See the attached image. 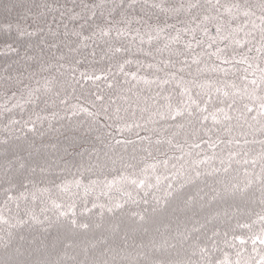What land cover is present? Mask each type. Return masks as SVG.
<instances>
[{
	"label": "trees",
	"instance_id": "obj_1",
	"mask_svg": "<svg viewBox=\"0 0 264 264\" xmlns=\"http://www.w3.org/2000/svg\"><path fill=\"white\" fill-rule=\"evenodd\" d=\"M151 3L152 0H137L135 6H130L129 0H0V137L8 138L7 143H0V215L7 220L0 222V264H216L224 253L235 264L241 245L231 240L232 235L247 238L261 227L252 222L258 215H264V180L257 179V174L264 177L261 171L264 161L258 160L255 167L243 161L233 162L225 172L217 159L213 166L220 171L201 168L202 175L195 177L189 166L192 157L185 155L183 160L178 159L180 150L167 144L161 147L166 155L153 150V155L148 156L143 151L146 142L139 141L136 133L141 136L149 133L140 128L129 130L124 127V121L113 130L115 139L135 143L113 147L104 135L109 131L107 124L112 122L101 114L93 123L79 108L83 105L95 111L87 101L94 99L91 93L98 88L107 94L105 83L80 80V85H76L69 75L72 69L59 65L73 64L75 76L80 79L82 71L106 67L107 62L101 57L107 45L94 39L89 43L95 56L90 55L92 49L74 52L77 31L91 33L101 24L131 21V30L141 34L156 25L166 27L162 40L169 33L175 35L181 30V46L195 35L203 41L201 46L193 41L198 53L202 49L214 52L226 45L231 50L229 41L217 37L216 21L196 26L193 14L180 8L186 0H165L167 12L153 8ZM240 3L251 8L254 15L238 17L232 27L245 19L249 21L247 28L252 27L251 21L260 23L258 17L264 14L260 0H240ZM207 8L206 0H201V8L194 14L199 15ZM73 10L79 15L73 17ZM91 11L96 13L93 19H89ZM210 14H215L214 10ZM204 26L208 28L207 33L202 30ZM185 27L196 31L184 33ZM239 35L242 37L243 32ZM137 40L125 38L114 42L123 45L126 55L133 59L126 70H138V75L151 79L156 70L146 65L158 63L161 57L155 52L147 56L150 46L141 47ZM209 43H213L210 49ZM53 44L57 47L53 48ZM253 55L254 52L249 53ZM77 58L82 59L79 66L74 65ZM202 59L208 60V57ZM137 60L141 62L139 65ZM49 64L53 66L42 71ZM195 69L196 65H192L193 72ZM50 75L56 77L61 96H68L67 104L61 105L58 98L49 95L24 111L5 110L18 104L29 89L41 85L42 77ZM205 75L222 74L209 70ZM185 76L190 78L187 71ZM132 85H135L132 91L125 92L128 99L120 101L122 109H128L120 113L127 123L154 128L161 138L178 131L168 125L162 130V122L156 116H152L155 123L148 122L150 115L167 103L162 96L155 95L160 89L136 80L125 84V89ZM70 105H77L73 109L77 116L71 119L67 116ZM145 108L147 111H141ZM53 112L55 116L50 115ZM37 114L43 123L37 121L36 130L27 132L24 121L35 119ZM12 118L19 123L10 124ZM240 124L247 135L238 136L241 146L235 150L248 152L249 157L264 150V144L257 142L264 139V133L257 131L259 125L248 128L243 120ZM238 132L239 128L234 134ZM152 139H157V135ZM244 139L249 143L243 144ZM176 141L185 143L183 132L173 143ZM202 149L209 156L213 153L206 145ZM167 158V165L158 163ZM151 164H156L155 170L146 167ZM127 178L142 179L144 184L138 187ZM62 181L67 187L62 185L60 190L56 189L54 185ZM45 187L51 188V192L38 191ZM9 195L16 199H9ZM49 197L63 203L64 210L75 205V215L69 212L66 217H58L57 210L48 202ZM116 203L121 207H115ZM29 213L43 223L32 220ZM72 219L77 221L75 226ZM21 220L25 222L21 224ZM81 223L88 227H80ZM244 223L252 224L251 229L239 227ZM233 243L236 247L230 246ZM242 247L241 264L244 261L255 264L259 256L252 251L251 240ZM257 247L264 252V246Z\"/></svg>",
	"mask_w": 264,
	"mask_h": 264
},
{
	"label": "snow or ice",
	"instance_id": "obj_2",
	"mask_svg": "<svg viewBox=\"0 0 264 264\" xmlns=\"http://www.w3.org/2000/svg\"><path fill=\"white\" fill-rule=\"evenodd\" d=\"M206 2L208 8L199 15H195L194 13L201 8V0H186V3L180 5V8L188 14H193L192 20L198 27L203 22L216 21L215 28L217 37L230 42V51L228 50L229 45H226L223 49L217 47L214 52H205L202 49L198 53L193 48V41L197 46H201L203 41L196 39L195 35H193L191 40L184 42L183 46H181L183 41L181 30H177L175 35L169 33L162 40L161 36L165 32L166 27L156 25L154 29L141 34L138 31L131 30V21H129L127 24L121 23L118 25L111 23L101 24L96 26L91 33H84L83 31L75 32L77 46L72 49L74 52L92 49L90 55L95 56L93 45L89 43L94 39L100 40L107 45L104 50L105 54L101 57V60L107 62L106 67H94L91 72L82 71L80 72V79H77L75 76V68L72 67L73 64L59 65L60 68L72 69L69 75L76 85H80V80L87 82L104 81L108 90L107 94L103 89L98 88L97 92L91 93L94 99L87 101L96 110L92 111L83 105H79V108L82 112L86 113L87 117L93 123L96 122L97 117L101 114L112 122L111 124H107L109 131L104 135L113 147L127 146L135 143V141L127 139H115L113 130L119 128L120 121H124V127L129 130L132 128H140L149 133V135L144 136H141L139 132L136 133L139 141L146 142L143 151L148 156L153 155V150L160 152L161 155H166V153L161 152V147L167 144L170 148L180 150L181 155L178 159L183 160L185 155L192 157L189 166L195 177L202 175L201 168L207 169L211 167L212 171H220L221 169L219 167L213 166V161L217 159L220 165L223 166L225 172L231 168L233 162L240 163L243 161L244 164L251 163L255 167L258 160L264 161V150L252 157H249L248 152L242 153L241 150H235L241 146V140L238 136L247 135L243 131V125L240 124L241 120L248 125V128H254L256 125H259L257 131L264 133V14L258 17L260 23L251 21V28H247L249 23L247 19L242 24H237L235 27H232L238 17L254 15L251 8L244 7L240 3V0H206ZM136 3L137 0H129L130 6H135ZM151 6L161 12L169 11L165 0H152ZM260 7L261 11L264 12V0H260ZM212 10H214L215 14H210ZM77 15L79 13L73 10V17ZM95 15V11H91L89 13V19H93ZM8 27L10 26L5 25V28ZM202 30L204 33L208 32L206 26L202 27ZM195 31L196 28L190 29L185 27L183 29L184 33H195ZM241 32H243L242 37L239 35ZM257 32L259 33L258 37L256 35ZM30 34L34 35L36 33L32 32ZM125 38L131 40H137L138 38L137 42L141 47L146 44L149 45L150 50L146 52L147 56H152L153 52L160 55L161 58L158 63H148L146 65L147 68L156 70L151 79L148 76L138 75V70H126V67L133 63V59L131 56L126 55V49L123 45L114 42V39L118 41ZM52 47L56 48L57 45L53 44ZM212 47L213 43L207 45L209 49ZM253 52L254 55L249 56V53ZM164 53H167V56ZM204 56H207L208 60L202 59ZM212 57L216 59L212 60ZM60 59H64L63 55L60 56ZM217 60L220 63H216ZM81 62L82 59L77 58L74 65L79 66ZM135 62L138 65L141 63L139 60ZM192 65H196L195 72L192 71ZM52 66L51 64L46 65L42 71H48ZM209 70L212 73L222 75H205ZM186 71L190 78H186ZM121 77H123V80ZM42 79L43 83L41 85L34 89H29L28 94L18 104H13L5 110L11 112L15 108H20L21 111H24L29 105H35L42 98H48L49 95L58 98L61 105L67 104L68 96H61V92L57 90L56 77L50 75L42 77ZM131 80L142 81L147 85H155L160 89L155 95L157 97L162 96L167 102L160 106L155 113L150 115L148 122L155 123L156 121L152 119V116H156L162 122V130L164 129V125H168L170 128L174 127L178 129V131L172 132L166 138H161L154 128L149 129L135 122L132 124L127 123L120 113L122 110L127 112L128 109H122L120 101L127 100L128 97L125 92H131L132 87H135V85H132L127 90L125 89V84H130ZM73 91H75L74 88ZM52 102L55 103V100ZM69 107L71 110L67 113L68 118L76 117L77 113L73 109L77 105H70ZM141 111H147V109L145 108ZM253 113L255 114L253 115ZM50 115L55 116V113H50ZM209 120H211V124L208 123ZM37 121L43 123V119L39 114L33 120L24 121V128L27 132L36 130ZM233 121L236 123H233ZM249 121L254 123H249ZM9 123L17 124L19 121L12 118ZM237 128H239V132L234 134ZM181 132L184 133L185 143L179 141L173 143ZM153 135H157V139L153 140ZM7 139V137H0V143H7ZM112 140L115 141L114 145L112 144ZM257 142L264 144V139ZM248 143L249 141L247 139L243 140V144L246 145ZM202 145H206L207 149L213 150L211 156L207 154L206 149H202ZM216 149H219V152ZM158 163L167 165L169 158L158 161ZM128 167H132V165H128ZM146 167L155 170L156 164L147 165ZM261 171L264 172V164L261 165ZM127 179H129L130 183L136 184L138 187L144 184L142 179ZM257 179L264 180V177L257 174ZM62 185L65 188L67 187V184L63 181L61 184H55L54 187L60 190ZM38 191L50 193L51 188L45 187L42 190L38 189ZM20 196H24V193H20ZM8 198L16 199V197L11 195ZM33 199H36L34 193ZM48 202L57 210L58 217H66L69 212H72L73 216L75 215L73 211L75 205L64 210L63 203H58L56 199L49 197ZM115 207L118 208L121 205L116 203ZM109 211H111V208ZM29 215L37 223H43L37 216L31 213ZM45 219L48 218L45 217ZM0 222H7L3 215H0ZM19 222L23 224L25 221L21 220ZM71 223L75 226L77 224L76 219H72ZM256 223H259L261 227L258 231L251 233L247 238L243 235H232L231 240L234 242L239 241V245H241L240 251L237 252L235 264H241L239 259L240 252L244 251L242 246L248 240H251L253 245L252 251L259 256L255 264H264V252H260L257 247V245L264 246V215H258L256 220L252 222V224ZM252 224L244 223L240 224L239 227L251 229ZM79 226L82 228L88 227L86 223H81ZM217 234L213 233V235ZM230 246L236 247V243ZM201 251H205V249L202 248ZM216 264H232V262L228 259V254L224 253L223 258L217 260ZM244 264H249V262L244 261Z\"/></svg>",
	"mask_w": 264,
	"mask_h": 264
}]
</instances>
